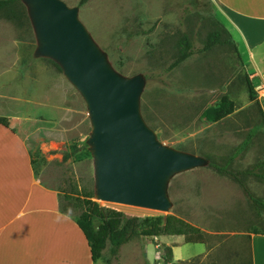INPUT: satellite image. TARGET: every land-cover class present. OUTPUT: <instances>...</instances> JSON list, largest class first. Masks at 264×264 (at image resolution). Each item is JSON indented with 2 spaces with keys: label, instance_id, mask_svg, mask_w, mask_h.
Instances as JSON below:
<instances>
[{
  "label": "rangeland",
  "instance_id": "rangeland-1",
  "mask_svg": "<svg viewBox=\"0 0 264 264\" xmlns=\"http://www.w3.org/2000/svg\"><path fill=\"white\" fill-rule=\"evenodd\" d=\"M63 1L76 10L105 68L135 88L137 112L155 140L195 161L163 176L165 209L103 199L89 102L62 62L44 51L37 1L22 0L21 20L0 12V89L11 99H25L21 106L27 119L12 125L26 137L36 175L59 190L61 207L69 206L65 211L77 218L91 200L127 215L174 216L188 230L206 235L204 243L185 242L184 234L140 236L122 245L118 256L107 240L95 264H165L166 245L173 249L169 264H253L251 238L264 233V211L258 216L238 183L212 169L205 155L221 160L255 131L251 147L234 166L244 169L264 160L257 103L262 106L263 85L256 63L243 52L218 6L212 0ZM215 30L230 42L196 52L167 70L183 34L198 49ZM225 95L234 110L219 120L207 117L206 109ZM246 181L264 199V182L252 176Z\"/></svg>",
  "mask_w": 264,
  "mask_h": 264
},
{
  "label": "water",
  "instance_id": "water-1",
  "mask_svg": "<svg viewBox=\"0 0 264 264\" xmlns=\"http://www.w3.org/2000/svg\"><path fill=\"white\" fill-rule=\"evenodd\" d=\"M36 1L44 51L62 62L93 114L101 197L167 208L169 201L160 186L163 176L190 166L195 157L166 149L155 140L137 112L135 88L105 68L75 9L63 0Z\"/></svg>",
  "mask_w": 264,
  "mask_h": 264
},
{
  "label": "crops",
  "instance_id": "crops-1",
  "mask_svg": "<svg viewBox=\"0 0 264 264\" xmlns=\"http://www.w3.org/2000/svg\"><path fill=\"white\" fill-rule=\"evenodd\" d=\"M256 63L263 85L264 0H212ZM0 89V264H95L77 219L61 208L59 190L36 175L26 137L12 121L27 119L25 99ZM16 105V107H14ZM253 264H264V233L251 238Z\"/></svg>",
  "mask_w": 264,
  "mask_h": 264
},
{
  "label": "trees",
  "instance_id": "trees-1",
  "mask_svg": "<svg viewBox=\"0 0 264 264\" xmlns=\"http://www.w3.org/2000/svg\"><path fill=\"white\" fill-rule=\"evenodd\" d=\"M87 0H81L80 4H84ZM24 7L22 0H0V12H4L8 18L14 20H21L22 10ZM230 40L222 38L221 31L215 30L209 34L204 41L203 46L196 49L192 40L187 33L183 34L178 41V50L174 60L170 63L167 70H172L179 66L186 59L196 52H206L211 50L216 45H223L229 43ZM249 90L252 98L257 97L252 82L249 81ZM261 113L260 125L264 127V110L257 100ZM234 110V103L228 96H223L220 101L214 106L209 107L205 111V115L214 120H219ZM256 135L255 131H250L246 138L236 146L230 154L217 160L210 154H206L208 165L218 173L228 176L233 179L241 187L246 194L250 205L255 209L259 216L264 211V199L256 196L248 186L246 179L250 176L264 182V160H260L247 166L244 169H238L234 166V162L243 157L251 147L253 139ZM33 162V161H32ZM91 202L88 208L83 211L80 216L68 213L65 210L69 206H64L62 210L74 216L82 230L84 231L92 251L94 262L99 258L101 250L106 245L107 240L110 242V251L114 256H118L122 245L140 237V236H156L162 233L184 234L185 242L190 243H204L206 240L205 233L196 230H188V225L181 219L174 216H137L127 215L122 211L100 207L97 203ZM165 253L163 255L165 264L172 263L173 249L166 245Z\"/></svg>",
  "mask_w": 264,
  "mask_h": 264
}]
</instances>
